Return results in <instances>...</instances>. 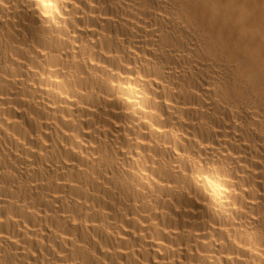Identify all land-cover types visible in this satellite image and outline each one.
Here are the masks:
<instances>
[{
	"label": "bare ground",
	"instance_id": "obj_1",
	"mask_svg": "<svg viewBox=\"0 0 264 264\" xmlns=\"http://www.w3.org/2000/svg\"><path fill=\"white\" fill-rule=\"evenodd\" d=\"M0 264H264V0H0Z\"/></svg>",
	"mask_w": 264,
	"mask_h": 264
}]
</instances>
